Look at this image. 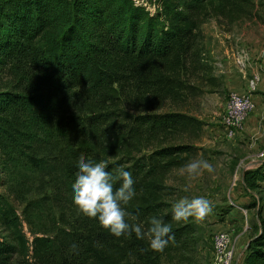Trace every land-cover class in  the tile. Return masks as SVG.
Here are the masks:
<instances>
[{
  "label": "trees",
  "instance_id": "obj_1",
  "mask_svg": "<svg viewBox=\"0 0 264 264\" xmlns=\"http://www.w3.org/2000/svg\"><path fill=\"white\" fill-rule=\"evenodd\" d=\"M163 1L165 25L131 0H0V164L48 177L35 189L41 204L58 209L54 235L27 246L0 194V264L22 251L30 264H202L194 218L173 219L179 198L166 180L199 150L192 140L202 122L189 113L191 98L200 86L207 93L220 86L203 58L201 26L209 17L244 18L252 1ZM82 156L108 161L113 175L132 173L136 195L124 207L142 239L114 236L73 203ZM258 179L264 162L244 173L247 189L264 187ZM152 217L172 227L163 251L149 246ZM259 223L240 264H264V216Z\"/></svg>",
  "mask_w": 264,
  "mask_h": 264
},
{
  "label": "rangeland",
  "instance_id": "obj_2",
  "mask_svg": "<svg viewBox=\"0 0 264 264\" xmlns=\"http://www.w3.org/2000/svg\"><path fill=\"white\" fill-rule=\"evenodd\" d=\"M251 1L252 5L248 8V15L233 23L209 17L201 26L203 37L206 32L214 28L240 30L248 25V47L264 50V0ZM144 2L145 4L141 8L146 17L153 19L158 24L165 25L167 16L164 14V1L145 0ZM203 58L204 61L206 58L210 59L205 55ZM249 76L247 77L248 90V80L251 78ZM4 80L5 77L0 72V82ZM200 88L203 92L191 98L189 104V113L202 122L199 137L192 140V144L199 150L190 161L202 157L213 166V170L211 172L201 170L200 174L189 176L183 168L171 169L166 184L176 188L175 195L179 199L204 196L210 201L212 206L210 213L206 214L203 219L193 217L199 261L202 264H214L213 237L220 231H226L234 248L232 264H237L239 258L243 256L247 241L259 231V215L264 216V187L257 184L251 189H247L239 177L232 181L234 170L241 168L242 165L232 155H236L237 148L241 147L235 142L237 141L236 135L243 130L244 125L233 137H227L222 118L228 95L219 90L207 93L205 90L208 87L200 86ZM16 165L17 169L8 173L6 172L8 167L3 168L0 164V184L5 180L4 175H8L4 185H0V194L4 196L18 216L21 233L26 239V245L29 246L35 236L54 235L53 221L58 215V209L53 204H41L40 188L35 189L39 184H42V180H46L48 177L42 179V175L36 170H26L20 164ZM258 180L264 182L262 179ZM30 185H32L31 189H27V186ZM34 205L40 206L31 210ZM244 210H246L245 215ZM29 257L30 251L26 256L24 251L20 255L14 254L11 264H30Z\"/></svg>",
  "mask_w": 264,
  "mask_h": 264
},
{
  "label": "clouds",
  "instance_id": "obj_3",
  "mask_svg": "<svg viewBox=\"0 0 264 264\" xmlns=\"http://www.w3.org/2000/svg\"><path fill=\"white\" fill-rule=\"evenodd\" d=\"M107 167L106 160L96 162L83 156L78 159L77 174L71 187L73 203L84 215L96 218L114 236L120 237L134 232L137 238L142 239L145 235L142 226L130 224L126 220L130 214L124 207L136 195L132 173L118 168L117 175H113L107 171ZM183 170L189 176H195L201 170L211 172L213 166L201 157L187 162ZM116 180L121 183L114 190ZM211 210L210 201L204 196H197L192 199H179L173 205L172 214L175 221L185 220L190 216L203 219ZM150 225L149 246L154 251H163L169 240L173 239L172 227L157 217L150 218Z\"/></svg>",
  "mask_w": 264,
  "mask_h": 264
},
{
  "label": "crops",
  "instance_id": "obj_4",
  "mask_svg": "<svg viewBox=\"0 0 264 264\" xmlns=\"http://www.w3.org/2000/svg\"><path fill=\"white\" fill-rule=\"evenodd\" d=\"M247 26L240 30L214 28L205 33L204 42L202 41L204 55L210 57L206 58L205 62L211 66L213 75L220 80L218 90L226 95L248 93L252 102V108L245 117L244 128L236 135L235 143L240 144L242 148H237L238 152L232 156L242 165L241 168L234 170L232 181L238 177L243 181L245 171L254 169L264 162V50L248 47ZM240 48H242L240 51L246 53L244 67L235 61ZM248 75L258 77L252 91L247 90ZM242 258H239L237 264L242 262Z\"/></svg>",
  "mask_w": 264,
  "mask_h": 264
},
{
  "label": "built area",
  "instance_id": "obj_5",
  "mask_svg": "<svg viewBox=\"0 0 264 264\" xmlns=\"http://www.w3.org/2000/svg\"><path fill=\"white\" fill-rule=\"evenodd\" d=\"M136 6H143L145 0H131ZM246 53L240 51L235 58L236 63L244 67ZM258 77L251 76L248 80L249 91L254 90ZM248 90V89H247ZM252 108V102L248 93H230L228 95L225 112L222 118L223 128L227 137H233L244 125L245 117ZM245 211V210H244ZM214 264H232L234 259V248L229 234L220 231L213 237Z\"/></svg>",
  "mask_w": 264,
  "mask_h": 264
},
{
  "label": "water",
  "instance_id": "obj_6",
  "mask_svg": "<svg viewBox=\"0 0 264 264\" xmlns=\"http://www.w3.org/2000/svg\"><path fill=\"white\" fill-rule=\"evenodd\" d=\"M243 177H244V175H243ZM243 182H244V178H243ZM247 245V244H246Z\"/></svg>",
  "mask_w": 264,
  "mask_h": 264
}]
</instances>
